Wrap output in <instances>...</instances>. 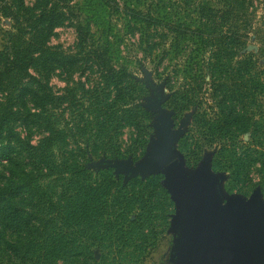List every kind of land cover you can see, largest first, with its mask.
I'll use <instances>...</instances> for the list:
<instances>
[{"label":"rangeland","instance_id":"1","mask_svg":"<svg viewBox=\"0 0 264 264\" xmlns=\"http://www.w3.org/2000/svg\"><path fill=\"white\" fill-rule=\"evenodd\" d=\"M0 1V50L11 39L25 44L36 32H28L32 22L26 21L30 19V8L35 0ZM47 1L58 8L71 1L69 19L65 18L53 29L46 45L65 56H76L78 63L72 68L65 64L48 73L50 92L64 95V99L59 106L57 103L47 105L46 112L55 115L54 119L63 114L67 123L72 125V112L80 109L82 101L90 97L87 93L83 95V87L90 90L101 82L96 59L90 47H80L73 20L89 31L90 44L94 42L96 48L106 53L111 66H124L132 72L139 82L134 93L136 102L148 112L146 133H139L140 130L123 123L118 132H114L115 142L111 148L108 145L94 148L89 144L95 143L97 138H89L91 142L84 140L85 144L79 140L78 144H70L68 139V144L60 145L67 159L71 157L66 152L70 148L79 145L87 149L85 159L81 151L72 153L90 172L79 175L78 179L83 184L89 175L101 185L110 179L113 191H116V187L125 188L133 179L146 181L151 176L160 175L164 188L155 194L157 208L150 212V220L135 225L125 221L109 225L106 238L101 226L95 228L94 225L90 232L94 234L93 238L87 242L83 239L87 251H92V257L86 263L87 255L80 256L79 264H178L176 247L181 230L177 218L182 215V207L169 188L166 173L163 170L133 173L131 170V167L154 161L152 149L161 141L165 122L171 127V162L180 163L183 178L196 179L200 171L208 167L210 178L218 180L216 191L223 204L234 199L249 201L257 193L264 202V0H163L162 7L157 10H153L151 0ZM134 9L142 13L136 16ZM148 13L160 22L147 23L144 17ZM15 14L20 17L18 26L22 31L19 35H14L11 27L16 22ZM169 23L186 25L190 30L178 34L170 30ZM218 58L220 69L213 73V62L217 63ZM214 84L219 86L218 90L213 89ZM178 87L188 89L190 99L196 103L181 112L169 103ZM215 94L219 98L222 96L227 105L234 104L232 95H235V104L241 108L243 103H252H248L253 115L249 132L234 133L238 153L245 159L256 158V162L250 164V178L245 181L243 176L237 177L231 167H214L218 150L214 138L204 139L202 158L197 162L190 158V151H186L195 146L194 140L190 139V128L198 104L209 117H213L218 111ZM74 101L76 104H72ZM29 107L33 110L31 102ZM245 110L243 106L240 111ZM34 133L33 143L36 144L40 133L38 130ZM114 148L122 154L118 157L105 155ZM255 149L262 153H256ZM99 153L101 156H97ZM64 177L66 174L51 176L47 183L53 184L59 192L61 187L54 186L53 181L59 179L56 182L59 183ZM15 253L9 247L4 252L1 248L0 264H45L34 256L22 261ZM60 264H63L62 260Z\"/></svg>","mask_w":264,"mask_h":264},{"label":"trees","instance_id":"2","mask_svg":"<svg viewBox=\"0 0 264 264\" xmlns=\"http://www.w3.org/2000/svg\"><path fill=\"white\" fill-rule=\"evenodd\" d=\"M151 1L153 10L162 7L163 0ZM71 7V1L58 8L47 0H35L30 8V19L26 20L32 22L28 32L33 34L36 31L32 39L25 44L11 39L0 50V249L3 252L8 247L13 249L22 261L34 256L45 264H60V260L63 264H79L80 256L87 255L84 260L87 263L92 251H87L83 239L87 242L93 238L94 234L90 232L94 225L95 228L101 226L106 238L109 225L120 221L135 225L150 220V212L157 208L155 194L164 189L160 175L151 176L146 181L133 179L125 188L116 187V191H113L110 179L101 185L99 180L88 175L82 184L78 176L90 172L72 153L81 151L85 159L87 149L79 145L70 148L66 151L71 154L68 159L63 154L60 145L68 144V139L70 144H78V140L84 143V140L91 142L89 138H97L96 144H89L94 148L96 145L111 148L115 133L123 123L142 134L149 128L146 123L148 112L136 102L134 95L139 82L124 66H111L106 53L96 48L94 42L90 44L89 31L74 20L78 43L82 49L90 47L101 82L90 90L83 87V95L87 93L90 97L82 101L80 109L72 112V125L67 123L63 114L54 119L55 115L46 112L47 105L57 103L59 106L64 99V95L50 92L48 73L65 64L72 68L78 63L76 56H65L46 45L53 29L65 18L69 19ZM141 13V10L134 9L136 16ZM14 17L16 22L11 27L13 34L19 35L22 31L18 26L20 17L18 14ZM144 18L149 24L160 22L151 13ZM168 26L178 34L190 30L186 25L169 23ZM219 60L213 62V73L220 69ZM218 88L214 84L213 89ZM181 89L178 87L169 101L178 112L196 104L190 99L189 90ZM234 96V104L227 105L222 96L219 98L215 94L218 111L213 117H209L198 104L190 128V139L194 140L195 146L186 151H190V158L197 162L202 158L204 139L214 138L213 142L218 146L214 167H231L235 175L243 176L245 181L250 178V164L256 162V158L245 159L238 153L234 133L249 132L253 115L248 103H252H243L241 108L235 104ZM30 102L34 111L29 107ZM243 106L246 110L241 112ZM34 130L40 133L36 144L33 143ZM119 154L122 153L115 148L105 153L109 157H118ZM58 174H66L63 181H53L54 186L61 187L59 192L53 184L47 183L49 177ZM133 215L135 218L132 219Z\"/></svg>","mask_w":264,"mask_h":264},{"label":"water","instance_id":"3","mask_svg":"<svg viewBox=\"0 0 264 264\" xmlns=\"http://www.w3.org/2000/svg\"><path fill=\"white\" fill-rule=\"evenodd\" d=\"M171 127L165 122L161 141L152 149L154 161L131 167L133 173L163 170L182 207L176 247L178 264H264V202L259 193L249 201L220 200L218 180L204 167L199 177L183 178L181 165L171 162Z\"/></svg>","mask_w":264,"mask_h":264}]
</instances>
